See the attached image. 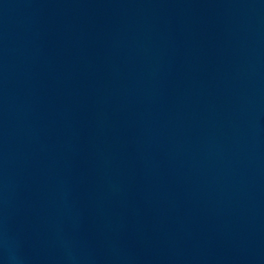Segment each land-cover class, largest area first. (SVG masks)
<instances>
[{"label": "water", "instance_id": "water-1", "mask_svg": "<svg viewBox=\"0 0 264 264\" xmlns=\"http://www.w3.org/2000/svg\"><path fill=\"white\" fill-rule=\"evenodd\" d=\"M5 236L6 264H264V0H0Z\"/></svg>", "mask_w": 264, "mask_h": 264}, {"label": "clouds", "instance_id": "clouds-1", "mask_svg": "<svg viewBox=\"0 0 264 264\" xmlns=\"http://www.w3.org/2000/svg\"><path fill=\"white\" fill-rule=\"evenodd\" d=\"M0 246L5 250V256L0 258V264H6V262L15 261L17 257L12 254L11 244L9 238L0 237Z\"/></svg>", "mask_w": 264, "mask_h": 264}]
</instances>
